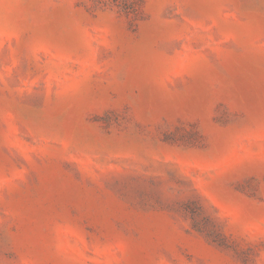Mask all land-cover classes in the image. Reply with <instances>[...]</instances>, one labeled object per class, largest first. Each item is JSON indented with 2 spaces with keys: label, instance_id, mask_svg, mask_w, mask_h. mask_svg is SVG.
<instances>
[{
  "label": "rangeland",
  "instance_id": "374dc122",
  "mask_svg": "<svg viewBox=\"0 0 264 264\" xmlns=\"http://www.w3.org/2000/svg\"><path fill=\"white\" fill-rule=\"evenodd\" d=\"M0 264H264V0H0Z\"/></svg>",
  "mask_w": 264,
  "mask_h": 264
}]
</instances>
